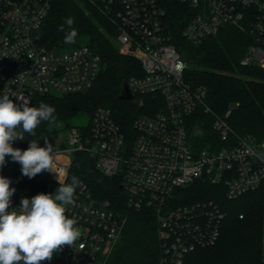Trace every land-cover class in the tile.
Wrapping results in <instances>:
<instances>
[{
	"label": "built area",
	"instance_id": "built-area-1",
	"mask_svg": "<svg viewBox=\"0 0 264 264\" xmlns=\"http://www.w3.org/2000/svg\"><path fill=\"white\" fill-rule=\"evenodd\" d=\"M50 1L0 0V95L8 94L17 105L22 102L16 96L27 98L30 106L36 94L86 91L100 70V56L87 44L55 49L39 43L37 32ZM88 1L112 19L119 51L141 64L142 73L126 82L133 99L143 106V96L150 94L154 107L134 119L131 139L109 108L98 107L86 129H68L66 142L53 149L50 178L60 185L73 177L79 181L66 215L76 219L80 236L44 264H106L123 228L110 202L95 197L81 177L69 172V156L76 151L92 153L97 170L119 180L130 208L155 211L159 264H182L188 252L217 241L226 213L213 199L174 205L175 190L198 179L221 184L229 200L264 190V140L236 135L226 120L230 109L224 117L215 115L204 103L205 88L186 82L185 61L164 30V0ZM177 1L191 12L183 27L185 39L197 44L224 25L236 26L251 38L240 63L264 69V0ZM199 109L212 113L211 128L222 145L194 148L193 136L201 128L191 118ZM59 155H69L66 164ZM22 198V191L15 192L10 210L19 208Z\"/></svg>",
	"mask_w": 264,
	"mask_h": 264
},
{
	"label": "trees",
	"instance_id": "trees-1",
	"mask_svg": "<svg viewBox=\"0 0 264 264\" xmlns=\"http://www.w3.org/2000/svg\"><path fill=\"white\" fill-rule=\"evenodd\" d=\"M164 6V30L169 42L185 61L183 77L186 82L205 88L204 103L215 115L224 117L230 109L226 120L236 135L263 141L264 69L240 63L251 43L249 35L227 24L201 42L191 43L183 36L184 24L191 14L189 7L174 0H164ZM69 17L74 18L72 27L77 30L72 44L65 43V34L70 31L65 21ZM61 25H65L64 31L59 30ZM37 33L39 43L48 48L66 49L84 42L99 54L101 66L93 85L86 91L36 94L30 107H38L41 101L53 106L55 120L41 122L35 129V135L24 133L25 140L14 141L12 146L26 150L29 141L36 140L44 147L45 139L53 145L52 124L61 122L70 129L73 127L72 119L82 115L90 118L98 107L109 108L126 137L133 138L132 123L137 116L152 112L154 96H143V106H138L136 96L133 100L120 98L123 83L132 75H140L142 69L136 57L118 50L116 26L112 19L88 0H51ZM212 113L199 109L191 118L196 128H201L199 134L193 136L195 149L208 145L213 149L223 144L211 128ZM72 155L69 172L81 177L95 197L108 200L110 207L124 220L120 237L106 264H159L160 243L155 211L130 208L119 180L103 176L95 166L92 153L76 151ZM5 160L0 175L11 181L10 186L16 189L15 192L26 190L28 199L39 193L48 194L52 183L48 172L28 178L22 174L18 162L11 157ZM219 189L223 190L221 184L198 179L175 190L177 198L174 205L213 199L226 213L217 241L188 252L182 264H264V190L249 191L236 199L224 200L217 196Z\"/></svg>",
	"mask_w": 264,
	"mask_h": 264
},
{
	"label": "clouds",
	"instance_id": "clouds-1",
	"mask_svg": "<svg viewBox=\"0 0 264 264\" xmlns=\"http://www.w3.org/2000/svg\"><path fill=\"white\" fill-rule=\"evenodd\" d=\"M70 31L65 43H75L77 30L72 27L74 18L66 19ZM60 31L65 30L61 25ZM22 103L17 105L8 94L0 95V168L6 157L21 165L22 174L33 178L43 171L53 172V145L45 139L29 141L26 150L14 148V141H23L24 133L35 135V129L43 121L55 120V108L40 102L30 107L29 100L16 96ZM11 181L0 175V264H44L65 246H72L80 236L75 227L77 221L68 218L66 208L74 203L75 189L79 185L73 177L70 184L60 185L55 194L39 193L31 199L22 198L17 209L10 210L11 197L16 189Z\"/></svg>",
	"mask_w": 264,
	"mask_h": 264
},
{
	"label": "rangeland",
	"instance_id": "rangeland-1",
	"mask_svg": "<svg viewBox=\"0 0 264 264\" xmlns=\"http://www.w3.org/2000/svg\"><path fill=\"white\" fill-rule=\"evenodd\" d=\"M82 44H84V42H82ZM118 48V47H117ZM119 50V49H118ZM90 121V118L86 115H82L79 116L77 118H74L71 120V124L73 125V127H71V130H76V131H81L82 127L84 129L87 128V125ZM81 125H83L81 127ZM50 129L52 130V141H53V149L58 150L62 147L63 143L66 142V137H67V130L66 127L64 126L63 123L59 122V123H54L50 126ZM69 156V155H68ZM68 156H64V155H59L57 158L59 161H62L64 164H66V162L68 161ZM70 159L72 160L73 155L69 156ZM72 162V161H71ZM71 166V164H70ZM70 170V167H69ZM47 172V171H46ZM50 177V176H49ZM51 179V184H50V188L48 191V194H55V191L57 190V188L59 187V184H57V181L50 178ZM218 197H223L224 200H228L224 194V191L222 189L218 190ZM17 202V200H14V204ZM18 202H21V200H19Z\"/></svg>",
	"mask_w": 264,
	"mask_h": 264
},
{
	"label": "water",
	"instance_id": "water-1",
	"mask_svg": "<svg viewBox=\"0 0 264 264\" xmlns=\"http://www.w3.org/2000/svg\"><path fill=\"white\" fill-rule=\"evenodd\" d=\"M120 98L124 100H132L133 96L131 94V91L128 87V84L126 82L123 83ZM24 198H28V193L26 190L23 191ZM53 264H59L58 262H54Z\"/></svg>",
	"mask_w": 264,
	"mask_h": 264
}]
</instances>
